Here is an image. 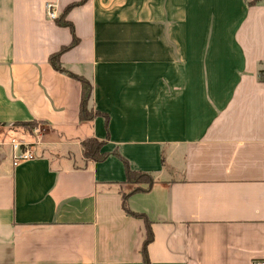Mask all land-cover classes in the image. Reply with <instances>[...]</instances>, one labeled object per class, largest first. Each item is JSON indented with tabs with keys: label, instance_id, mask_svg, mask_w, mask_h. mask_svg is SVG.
<instances>
[{
	"label": "crops",
	"instance_id": "obj_1",
	"mask_svg": "<svg viewBox=\"0 0 264 264\" xmlns=\"http://www.w3.org/2000/svg\"><path fill=\"white\" fill-rule=\"evenodd\" d=\"M0 0V264L264 260V0ZM262 72V75H261ZM263 76V78H261ZM36 120L26 134L15 123ZM41 131V132H40ZM106 140L153 179L131 194ZM33 160L13 164L12 143Z\"/></svg>",
	"mask_w": 264,
	"mask_h": 264
},
{
	"label": "trees",
	"instance_id": "obj_2",
	"mask_svg": "<svg viewBox=\"0 0 264 264\" xmlns=\"http://www.w3.org/2000/svg\"><path fill=\"white\" fill-rule=\"evenodd\" d=\"M85 1L87 0H81V2H79L78 4L69 5L65 9V11L62 13V15L55 19L57 25L61 27H67L70 29V31L73 34V40L69 46L63 47L58 52L52 54L49 57V63L55 70L59 72H63L67 74L68 76L79 81V83L81 84V102H80V108H79V119L81 121H92L96 117L103 116V114H101L98 111H95L90 105L91 96L93 92V86L91 82L83 76L72 74L71 72L67 71L61 63L62 54L68 51L69 49L73 48L75 45H77L79 41L74 34L73 24L67 19V15L71 9H73L77 5L84 3ZM261 75H262V72H261ZM261 78H263V76ZM37 123L39 124L40 122H37L36 120H34L30 122H18V123H15L14 125L15 126L16 125L17 126H30L31 125L33 127ZM105 145H106V140H98L96 138H89V139L84 140L82 142V153H83L84 158L87 159L88 161L101 163V162H104L111 155H113L117 157L119 160H121L125 168L126 181L130 184L136 185L133 191L131 192V194L144 191V189L140 187L141 184H147L149 188L152 186L153 179L150 175L132 170L128 161L125 160L123 157H121L117 152H114L112 154L108 152H104L103 149ZM127 198H128V195H125L124 201H123V209L128 214L143 218L145 222L146 238L143 244L142 255H143V263L150 264V260H149V256L147 252L148 245L153 241V233L151 230L150 222L143 215L134 214L128 209Z\"/></svg>",
	"mask_w": 264,
	"mask_h": 264
},
{
	"label": "built area",
	"instance_id": "obj_3",
	"mask_svg": "<svg viewBox=\"0 0 264 264\" xmlns=\"http://www.w3.org/2000/svg\"><path fill=\"white\" fill-rule=\"evenodd\" d=\"M47 14L50 19L55 20L57 18L54 8L51 4H47ZM12 158L13 164L17 165L23 161H29L34 159V155L31 153L30 144L24 141L12 143ZM253 264H264L263 261H255Z\"/></svg>",
	"mask_w": 264,
	"mask_h": 264
},
{
	"label": "rangeland",
	"instance_id": "obj_4",
	"mask_svg": "<svg viewBox=\"0 0 264 264\" xmlns=\"http://www.w3.org/2000/svg\"><path fill=\"white\" fill-rule=\"evenodd\" d=\"M17 129H20V130H23L24 133H26L27 135L28 134H34L35 132H37V130L39 129V124H35L33 127L30 125V126H15ZM41 132V131H40Z\"/></svg>",
	"mask_w": 264,
	"mask_h": 264
}]
</instances>
